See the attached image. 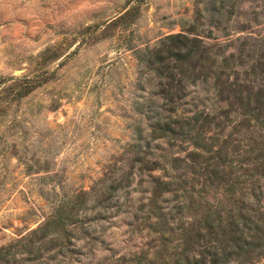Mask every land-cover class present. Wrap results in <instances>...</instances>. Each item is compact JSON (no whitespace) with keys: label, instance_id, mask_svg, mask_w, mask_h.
I'll return each instance as SVG.
<instances>
[{"label":"trees","instance_id":"obj_1","mask_svg":"<svg viewBox=\"0 0 264 264\" xmlns=\"http://www.w3.org/2000/svg\"><path fill=\"white\" fill-rule=\"evenodd\" d=\"M243 1L203 0L185 29L134 50L118 167L58 194L0 264L264 263V0Z\"/></svg>","mask_w":264,"mask_h":264},{"label":"rangeland","instance_id":"obj_2","mask_svg":"<svg viewBox=\"0 0 264 264\" xmlns=\"http://www.w3.org/2000/svg\"><path fill=\"white\" fill-rule=\"evenodd\" d=\"M202 4L0 0V246L37 227L60 194L118 167L137 93L134 50L185 29ZM240 7L262 10L261 0ZM107 233L123 245L115 218Z\"/></svg>","mask_w":264,"mask_h":264}]
</instances>
